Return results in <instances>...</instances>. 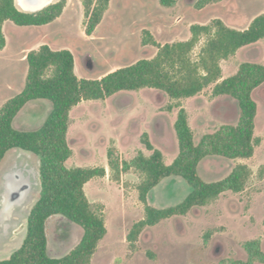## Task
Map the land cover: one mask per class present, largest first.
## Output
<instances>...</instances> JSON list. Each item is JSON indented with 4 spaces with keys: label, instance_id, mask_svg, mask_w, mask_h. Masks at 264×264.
Masks as SVG:
<instances>
[{
    "label": "rangeland",
    "instance_id": "1",
    "mask_svg": "<svg viewBox=\"0 0 264 264\" xmlns=\"http://www.w3.org/2000/svg\"><path fill=\"white\" fill-rule=\"evenodd\" d=\"M36 0L34 3L38 2ZM61 0H52L51 4ZM85 0H67L62 15L45 26L19 27L7 22L4 28L8 47L0 49V108L21 93L25 87L28 65L24 57L31 50L49 45L54 50L69 49L76 61L80 78L97 79L105 73L151 59L158 49L144 46L145 31H150L159 44L185 41L195 24H210L214 19L237 29L247 28L264 13V0H226L198 9L200 0H179L175 8H165L160 0H111L102 23L95 32L85 33ZM95 3L96 0H90ZM24 0H17L23 9ZM50 4V5H51ZM204 40L195 50L197 56ZM245 62L264 64V40L240 49L221 63L223 77L234 75ZM212 88L182 101L189 113L190 126L199 144L204 135L224 125H237L239 106L228 96L213 97ZM258 104L256 136L262 143L251 159L208 157L199 166L207 182L227 177L238 164L248 165L253 175L242 193L228 192L214 203L193 209L186 216H176L155 227L147 228L132 249L127 236L133 225L144 218V205L139 200L141 176L131 170L123 184L111 179L107 151L115 146L127 160L139 152L150 156L142 142L149 135L152 145L163 152L167 165L179 153L174 124L177 116L168 108L176 101L159 90L123 91L107 100L83 101L70 112L68 141L73 156L67 167H104L105 177L92 179L85 192L96 207L102 205L108 229L99 243L91 264H231L247 261L245 242L258 239L264 252V84L254 92ZM53 105L38 100L26 105L17 115L14 126L21 131L42 126ZM38 197L36 185H32ZM191 192L180 177L164 179L149 196V204L159 208L179 205ZM33 203V202H32ZM49 254L67 255L81 241L79 226L60 216L51 217L47 226ZM22 242H16L0 261L10 258ZM2 248H0L1 252ZM262 264V263H256Z\"/></svg>",
    "mask_w": 264,
    "mask_h": 264
},
{
    "label": "trees",
    "instance_id": "2",
    "mask_svg": "<svg viewBox=\"0 0 264 264\" xmlns=\"http://www.w3.org/2000/svg\"><path fill=\"white\" fill-rule=\"evenodd\" d=\"M111 0L84 1L85 33L92 35L100 26ZM225 0H200L198 9ZM67 0L51 4L35 12H25L17 0H0V49H5L6 22L19 27L45 26L63 13ZM165 8H175L179 0H160ZM191 37L185 41L159 44L150 31H145L144 46L158 49L151 59L111 70L97 79L80 78L76 61L69 49L54 50L42 45L25 56L28 75L21 93L7 100L0 108V164L12 149H22L35 155L40 162L39 198L31 209L27 223V236L23 245L0 264H91L99 243L108 233L104 208L94 206L85 192V186L94 178L105 177L104 167H67L73 156L68 141L70 112L83 101L107 100L123 91L153 89L164 92L176 101L169 110H178L174 124L179 153L167 165L164 154L156 149L148 134L142 142L151 152H143L127 160L122 151L112 146L107 151L111 179L123 184L124 176L135 170L141 176L138 185L139 200L144 205V218L131 228L127 240L136 248L142 233L150 227L176 216H186L193 209L208 206L225 193H242L253 171L246 164H238L222 180L207 182L199 174L200 163L208 157L251 159L262 143L256 136L258 104L254 92L264 84V64L245 62L238 71L223 77L221 63L235 56L249 45L264 40V13L255 17L245 29L228 26L221 19L210 24H195L190 28ZM201 50L194 57L198 45ZM212 88L213 97L228 96L237 101V125H224L203 136L199 144L190 126L189 114L182 100L196 97ZM38 100L50 101L53 109L42 126L36 130L16 129L14 121L26 105ZM264 171V168H261ZM169 177H180L191 187V192L179 205L159 209L149 204V196L160 183ZM60 216L79 226L81 241L67 255L52 257L49 254L47 223L51 217ZM247 261L231 264H264V252L258 239L244 243Z\"/></svg>",
    "mask_w": 264,
    "mask_h": 264
},
{
    "label": "crops",
    "instance_id": "3",
    "mask_svg": "<svg viewBox=\"0 0 264 264\" xmlns=\"http://www.w3.org/2000/svg\"><path fill=\"white\" fill-rule=\"evenodd\" d=\"M6 26L7 22L5 23L4 28ZM7 47L8 41L5 49ZM177 113L178 110L175 109L173 111L174 117L175 115L177 116ZM39 168V159L32 153L26 152L22 149L10 150L0 164V248H2L0 252L1 257L3 254L5 255L8 252L9 248H11L12 245H14L16 242H22V233L25 228L27 236L28 217L30 215L32 207L39 198ZM27 183L29 184L28 188L22 187L25 186V184L27 185ZM34 184L37 187L36 189L38 193V197L37 199H35V202L33 201L35 193L32 187V185Z\"/></svg>",
    "mask_w": 264,
    "mask_h": 264
},
{
    "label": "flooded vegetation",
    "instance_id": "4",
    "mask_svg": "<svg viewBox=\"0 0 264 264\" xmlns=\"http://www.w3.org/2000/svg\"><path fill=\"white\" fill-rule=\"evenodd\" d=\"M23 2V9L28 11H38L41 10L47 6H49L52 3V0H39L38 2L34 3L36 0H24Z\"/></svg>",
    "mask_w": 264,
    "mask_h": 264
},
{
    "label": "bare ground",
    "instance_id": "5",
    "mask_svg": "<svg viewBox=\"0 0 264 264\" xmlns=\"http://www.w3.org/2000/svg\"><path fill=\"white\" fill-rule=\"evenodd\" d=\"M25 167V166H24ZM31 169V168H30ZM29 169V170H30ZM22 187H26V188H28L29 187V184L27 183V185L25 184V186H22Z\"/></svg>",
    "mask_w": 264,
    "mask_h": 264
},
{
    "label": "water",
    "instance_id": "6",
    "mask_svg": "<svg viewBox=\"0 0 264 264\" xmlns=\"http://www.w3.org/2000/svg\"><path fill=\"white\" fill-rule=\"evenodd\" d=\"M33 13V12H32Z\"/></svg>",
    "mask_w": 264,
    "mask_h": 264
}]
</instances>
